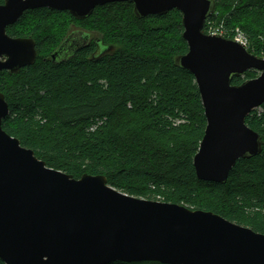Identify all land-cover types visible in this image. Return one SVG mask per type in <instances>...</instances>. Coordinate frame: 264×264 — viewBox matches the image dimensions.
<instances>
[{"label":"trees","instance_id":"1","mask_svg":"<svg viewBox=\"0 0 264 264\" xmlns=\"http://www.w3.org/2000/svg\"><path fill=\"white\" fill-rule=\"evenodd\" d=\"M214 1L204 31L222 24L233 38L239 28L264 57V0ZM72 23L93 43L54 60ZM7 31L33 38L37 58L0 72L10 106L3 127L48 166L76 178L102 174L130 195L212 211L264 233V104L247 117L263 139L261 154L239 159L225 183L201 180L194 158L208 120L194 74L177 63L189 51L181 11L140 17L134 4L112 2L79 19L37 8ZM101 44L109 49L102 53ZM259 74L249 70L233 83Z\"/></svg>","mask_w":264,"mask_h":264},{"label":"water","instance_id":"2","mask_svg":"<svg viewBox=\"0 0 264 264\" xmlns=\"http://www.w3.org/2000/svg\"><path fill=\"white\" fill-rule=\"evenodd\" d=\"M112 2L134 4L140 17L181 11L189 51L177 63L194 74L208 120L194 158L196 172L201 180L227 182L239 159L263 150L247 117L264 104V57L233 38L204 31L216 10L214 0H5L0 72L16 73L37 58L33 38L7 31L27 10L50 8L84 19ZM249 70L260 74L233 83ZM9 114L0 92V259L5 264H264V233L212 211L130 195L102 174L76 178L50 167L4 129Z\"/></svg>","mask_w":264,"mask_h":264},{"label":"flooded vegetation","instance_id":"3","mask_svg":"<svg viewBox=\"0 0 264 264\" xmlns=\"http://www.w3.org/2000/svg\"><path fill=\"white\" fill-rule=\"evenodd\" d=\"M93 43V37L90 33L84 32L78 27L70 30L63 42L61 43L59 49L55 52L57 58L54 60L64 61L73 56L75 52H77L80 48L87 46ZM101 46V52H106L109 47ZM53 54V55H55ZM129 264V263H127Z\"/></svg>","mask_w":264,"mask_h":264},{"label":"built area","instance_id":"4","mask_svg":"<svg viewBox=\"0 0 264 264\" xmlns=\"http://www.w3.org/2000/svg\"><path fill=\"white\" fill-rule=\"evenodd\" d=\"M228 32L229 31L222 24L216 26L211 24L209 26L208 34L223 35L226 37ZM233 39L237 40L238 42H241L249 48V39L241 29L238 28L234 31Z\"/></svg>","mask_w":264,"mask_h":264},{"label":"rangeland","instance_id":"5","mask_svg":"<svg viewBox=\"0 0 264 264\" xmlns=\"http://www.w3.org/2000/svg\"><path fill=\"white\" fill-rule=\"evenodd\" d=\"M76 27H78V26L76 24L72 23V24H70V26L68 27V29L70 31V30H72V29H74Z\"/></svg>","mask_w":264,"mask_h":264}]
</instances>
